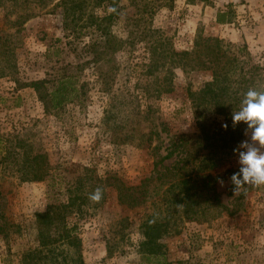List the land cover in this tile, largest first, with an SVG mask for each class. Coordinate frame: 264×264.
Returning <instances> with one entry per match:
<instances>
[{
	"label": "rangeland",
	"instance_id": "374dc122",
	"mask_svg": "<svg viewBox=\"0 0 264 264\" xmlns=\"http://www.w3.org/2000/svg\"><path fill=\"white\" fill-rule=\"evenodd\" d=\"M58 1L0 2V191L4 195L0 264H23L22 252L37 243L34 213L48 203L65 202L69 189L86 197L84 202L76 200L66 219L82 239L87 264H155L142 260L137 251L139 223L150 200L135 192L137 204L129 207L118 202L117 187L124 183L142 190L141 183L154 173L155 163L160 169L159 160L168 152L170 138L199 133L187 87L198 90L201 83L211 80V71L187 68L183 72L181 66L166 62L155 73L158 85L147 95L143 92L146 82L153 81L144 66L147 44L136 41L134 47L124 46L113 54L116 67L109 71L105 86L93 62H84L78 72V62L91 55L78 54L80 48L75 50L67 42L80 44L97 36L90 19L104 16L109 7L106 11L92 0L66 27L61 8L54 6ZM127 3L120 0L122 6ZM219 11L226 13L229 22L216 21ZM22 13L32 15L13 23ZM149 24L155 37L167 42L165 47L177 51L191 49L198 36L218 37L225 56H235L239 66L260 65L264 82V0H174L171 8L158 7ZM125 26L122 16L114 18L111 32L125 39ZM64 71L72 72L74 84L83 83V88L71 102L45 112L37 91L28 83L58 77ZM159 85L172 89L158 96L154 89ZM133 105L142 112L130 113ZM203 113L208 121L217 116L209 106ZM223 117L216 119L222 125ZM245 130L220 166L211 170L220 174L215 182L219 199L236 205V212H213L181 221L177 233L161 240L169 264H264V186L245 185L234 193L230 180L234 172H225L239 170L233 149L250 137ZM28 153L43 155V169L50 173L43 180L19 179ZM184 155L174 154L162 165L171 167ZM156 182H148V189ZM97 187L103 189V198L94 203L89 195Z\"/></svg>",
	"mask_w": 264,
	"mask_h": 264
},
{
	"label": "trees",
	"instance_id": "16d2710c",
	"mask_svg": "<svg viewBox=\"0 0 264 264\" xmlns=\"http://www.w3.org/2000/svg\"><path fill=\"white\" fill-rule=\"evenodd\" d=\"M10 1L15 3L18 0ZM38 1L43 2V0ZM90 1L92 0H59L54 6L61 8L63 22L68 27L74 22L75 14L83 12ZM173 1L128 0L127 5L122 6L120 0H96L94 4H102L106 11L108 9L106 7H109V12L104 16L95 15L90 19V24L95 25L92 32L96 30L97 36L93 35L87 41L83 39L80 44L74 41L67 42L72 44L75 50L77 47L80 48L78 54L90 53L91 55L90 59L78 62V72L82 70L84 62H93L98 78L102 84L107 86L111 77L110 73L116 67L113 54L121 47H134L136 41H145L147 61L144 66H146V72L153 76V81L150 77L151 79H148L143 90L147 95L151 88L158 85L160 80L158 74L155 73L163 69L166 62L181 66L183 72H187V68L211 71V80L201 83L198 90L193 91L189 86L187 87L188 97L195 108L199 133L182 135L179 139H174L172 136L168 152L159 160L160 169H156L157 164L155 163L152 170L154 173L144 177L145 182L141 183L142 190L140 187L124 183H120L117 187L118 202L126 203L129 207L137 204L133 196L135 192L145 197L147 195V199L150 200V205L145 208L146 211L139 223L141 240L137 244V251L142 260L153 261L155 264H169L166 245L161 240L164 236L177 233L179 231L177 227L184 219H198V216H206L207 213L213 214V212L215 215L222 213L231 215L236 212V205L224 204L219 199L215 182L220 174L211 170L220 166L221 161L229 155L230 150L242 136L243 130L247 128L243 122L233 127L232 120V112L240 109L244 93L253 87L264 89L262 67L256 63L239 66V60L235 56L230 59L225 56L222 40L218 37L198 36L189 50L177 51L165 47L167 42L155 37L156 34L149 20L158 7L164 5L171 8ZM128 7L133 9H128ZM31 15V13H22L13 23L21 22V19H26ZM119 16L124 18L126 24L127 38L125 39L111 32L110 25L114 18L117 19ZM216 21L218 23L229 22L226 20L224 11L217 12ZM75 37L77 38V35ZM75 78L72 72L64 71L58 77L32 80L28 85L37 91L45 112H49L71 102L79 90H82L84 84L76 86ZM169 85L167 89H161L160 85L156 86L154 89L156 95L159 96L163 91H170L172 88ZM106 88L108 87H104L105 90ZM237 104L240 105L236 107ZM207 106L212 108L214 115L224 116L223 119L228 125L227 129L216 120L217 116L211 121L206 119L203 110L207 109ZM135 108L136 105H133L130 113L132 110L136 111L135 114L142 112ZM140 143L141 140L138 139L137 144ZM19 146H23L22 143ZM179 152L185 155L180 156L171 167L162 165L163 160ZM23 159L21 169L18 171L21 181H41L50 174L43 169L42 154L28 153ZM225 172L235 173L231 168L226 169ZM155 181L158 182L149 190L148 182ZM3 197L0 191V208ZM78 199L83 201L86 197L69 189L65 202L48 203L42 211L34 213L37 243L34 247L22 252L23 264H87L82 253V239L79 234L74 233V228L68 225L66 219ZM177 204H182L183 208L178 209Z\"/></svg>",
	"mask_w": 264,
	"mask_h": 264
},
{
	"label": "clouds",
	"instance_id": "9594fccd",
	"mask_svg": "<svg viewBox=\"0 0 264 264\" xmlns=\"http://www.w3.org/2000/svg\"><path fill=\"white\" fill-rule=\"evenodd\" d=\"M233 127L240 122L247 125L245 136L250 137L240 142L233 149L238 156L239 170L231 177L234 193L239 192L245 185L264 186V89L249 88L241 101L238 111L232 112ZM227 129L228 125H222ZM221 186L224 181L219 179ZM103 198V189L97 187L90 195V201L99 203ZM177 208H183L177 204Z\"/></svg>",
	"mask_w": 264,
	"mask_h": 264
},
{
	"label": "crops",
	"instance_id": "0c3cea01",
	"mask_svg": "<svg viewBox=\"0 0 264 264\" xmlns=\"http://www.w3.org/2000/svg\"><path fill=\"white\" fill-rule=\"evenodd\" d=\"M86 262V261H85Z\"/></svg>",
	"mask_w": 264,
	"mask_h": 264
}]
</instances>
